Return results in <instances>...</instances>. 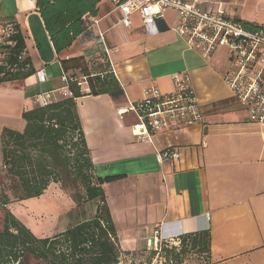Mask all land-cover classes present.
<instances>
[{
    "label": "crops",
    "instance_id": "1",
    "mask_svg": "<svg viewBox=\"0 0 264 264\" xmlns=\"http://www.w3.org/2000/svg\"><path fill=\"white\" fill-rule=\"evenodd\" d=\"M54 1L45 12H84L85 22L84 31L58 52L35 0H0V23L17 25L24 38L22 57L33 69L22 78L0 82V166L2 129L23 131L21 114L34 106L35 94L48 91L60 100L61 60L83 56L90 68L102 32L106 46L117 49L111 62L122 94H88L84 79L75 101L95 173L118 176L102 188L121 248L130 255L147 248V239L159 226L170 236L208 230L210 257L202 264H264V127L247 119L222 81L226 62L220 66L213 56L204 59L188 49L173 29L174 10H165L147 32L137 14L124 27L110 0ZM198 1L202 8L248 28L264 26V0ZM0 52L6 55L5 48ZM40 68L46 75L43 82L35 74ZM181 72L190 77L203 124L161 133L153 144L134 141L133 115L120 117L117 109L138 100L143 88L171 90V75ZM168 146L178 148L180 158L158 162L155 151ZM65 228L48 225L36 234L48 236Z\"/></svg>",
    "mask_w": 264,
    "mask_h": 264
},
{
    "label": "trees",
    "instance_id": "2",
    "mask_svg": "<svg viewBox=\"0 0 264 264\" xmlns=\"http://www.w3.org/2000/svg\"><path fill=\"white\" fill-rule=\"evenodd\" d=\"M70 1L76 3L78 0ZM54 2L57 1L35 0L49 38L58 52L84 31L85 22L81 18L84 12H45L48 5ZM13 25L16 32L9 40L14 44L0 46L6 49L0 64V82L33 73L27 58L22 57L24 38L17 25ZM61 65L64 72L71 76L75 75V70L85 76L88 94L107 93L113 98L122 94L112 73L102 76L98 72L93 74L83 56L62 59ZM68 87L71 96L47 106L24 110L21 114L25 120L22 132L2 129L0 171L13 179L16 201L39 197L51 182H62L63 186L78 185L82 188V191L75 190L70 195L76 205L84 199L96 201L95 213L63 231L37 236L6 208L0 228V264H24L27 253L37 260V264H119L124 254H130L120 246L102 188L104 182L113 181L118 176L100 177L95 173L76 108L75 99L82 93L75 82H70ZM0 197L3 205L9 202L4 191H1ZM177 238L183 246L186 244L205 255L202 261L209 260L208 230L179 234ZM174 249L172 247L171 252L177 264L178 253H173ZM131 264L135 262L132 260Z\"/></svg>",
    "mask_w": 264,
    "mask_h": 264
},
{
    "label": "built area",
    "instance_id": "3",
    "mask_svg": "<svg viewBox=\"0 0 264 264\" xmlns=\"http://www.w3.org/2000/svg\"><path fill=\"white\" fill-rule=\"evenodd\" d=\"M120 13V23L129 28L131 16L137 14L144 29L149 32L157 18L167 9L174 10L177 16L174 31L184 41L186 47L208 59L218 50L226 52V66L221 78L230 90L231 96L239 103L250 122L264 127V26L246 27L241 21L222 13L202 8L198 0H110ZM16 32L12 22L0 23V46L13 45L9 37ZM98 42L105 53L98 72H115L111 54L117 51L106 46L102 32ZM39 82L46 79L43 68L35 71ZM92 74V75H93ZM63 88L58 92L61 98L71 96L70 82L81 85L82 78L63 72ZM172 87L162 91L156 86L143 88L141 97L127 102L117 109L120 117L130 113L134 120L130 134L134 141L153 144L154 138L161 133L181 130L203 124L204 115L196 97L190 77L186 72L171 75ZM57 99L51 92H40L33 96L34 106H47ZM158 162L178 160L180 151L168 146L157 149ZM208 218V217H207ZM163 232L161 226L155 228L147 239V249L159 250L163 243L173 237Z\"/></svg>",
    "mask_w": 264,
    "mask_h": 264
},
{
    "label": "rangeland",
    "instance_id": "4",
    "mask_svg": "<svg viewBox=\"0 0 264 264\" xmlns=\"http://www.w3.org/2000/svg\"><path fill=\"white\" fill-rule=\"evenodd\" d=\"M218 52H221V54L213 55V58L219 61L220 66H223L226 62V52L224 50H218L215 54ZM3 57L4 55L0 52V60H2ZM101 57L105 58V53L100 47V49H98V54H94L93 57L89 59L90 70L92 72L101 69L99 64L102 63V60L97 59ZM74 73V76L77 78L81 76L78 71H74ZM58 171H60L59 168ZM102 173L101 176L105 175L107 172L104 171ZM77 186H63L62 182H51L43 191L41 198L36 197L23 201H16L13 196V179L4 176L3 172L0 171V194L1 191H4L9 199V202L3 205V199L0 197V228L6 208H8L34 234H36V229L46 228L48 225H51V229L58 230L65 228L66 225H72L78 221L92 217L96 210V201H87L84 199L81 201L80 205H76L70 197L71 193L75 192V190L82 191V188ZM36 210L42 212H35ZM43 232L44 231H42V234ZM172 247H175L173 253H178L179 263L177 264H202V259L204 260L205 255L199 254L196 250H192L186 244L183 246L179 238L173 237L168 240L167 243H163L159 250L140 248L134 250L131 255L124 254L119 264H131L132 260L135 264H175L171 252ZM24 264H37V260H35L31 254L27 253L24 257Z\"/></svg>",
    "mask_w": 264,
    "mask_h": 264
},
{
    "label": "bare ground",
    "instance_id": "5",
    "mask_svg": "<svg viewBox=\"0 0 264 264\" xmlns=\"http://www.w3.org/2000/svg\"><path fill=\"white\" fill-rule=\"evenodd\" d=\"M41 197H42V195L39 196V198H41ZM39 198H38V199H39Z\"/></svg>",
    "mask_w": 264,
    "mask_h": 264
},
{
    "label": "water",
    "instance_id": "6",
    "mask_svg": "<svg viewBox=\"0 0 264 264\" xmlns=\"http://www.w3.org/2000/svg\"><path fill=\"white\" fill-rule=\"evenodd\" d=\"M177 235H179V234H177Z\"/></svg>",
    "mask_w": 264,
    "mask_h": 264
}]
</instances>
